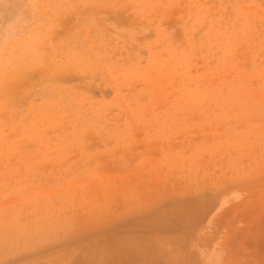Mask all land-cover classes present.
<instances>
[{
  "label": "rangeland",
  "instance_id": "rangeland-1",
  "mask_svg": "<svg viewBox=\"0 0 264 264\" xmlns=\"http://www.w3.org/2000/svg\"><path fill=\"white\" fill-rule=\"evenodd\" d=\"M0 264H264V0H0Z\"/></svg>",
  "mask_w": 264,
  "mask_h": 264
}]
</instances>
